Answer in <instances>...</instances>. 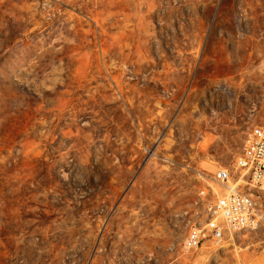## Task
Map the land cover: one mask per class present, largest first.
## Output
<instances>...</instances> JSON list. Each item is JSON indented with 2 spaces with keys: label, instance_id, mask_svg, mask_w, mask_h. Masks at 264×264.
Segmentation results:
<instances>
[{
  "label": "rangeland",
  "instance_id": "obj_1",
  "mask_svg": "<svg viewBox=\"0 0 264 264\" xmlns=\"http://www.w3.org/2000/svg\"><path fill=\"white\" fill-rule=\"evenodd\" d=\"M256 125L264 0H0V264H264L181 247Z\"/></svg>",
  "mask_w": 264,
  "mask_h": 264
},
{
  "label": "built area",
  "instance_id": "obj_2",
  "mask_svg": "<svg viewBox=\"0 0 264 264\" xmlns=\"http://www.w3.org/2000/svg\"><path fill=\"white\" fill-rule=\"evenodd\" d=\"M217 185L225 190L219 194L213 187L200 191L202 200L209 193L213 199L205 203L206 220L190 224L182 251L197 250L211 238L216 244L226 241L233 233L257 229L262 224L261 205L264 202V127L254 126L247 134L241 153L227 167L214 173Z\"/></svg>",
  "mask_w": 264,
  "mask_h": 264
},
{
  "label": "bare ground",
  "instance_id": "obj_3",
  "mask_svg": "<svg viewBox=\"0 0 264 264\" xmlns=\"http://www.w3.org/2000/svg\"><path fill=\"white\" fill-rule=\"evenodd\" d=\"M105 48V47H104Z\"/></svg>",
  "mask_w": 264,
  "mask_h": 264
}]
</instances>
